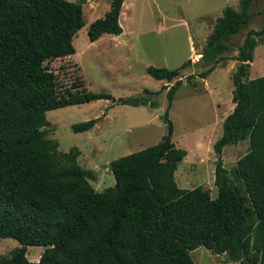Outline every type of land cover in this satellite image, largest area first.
<instances>
[{"label":"trees","instance_id":"16d2710c","mask_svg":"<svg viewBox=\"0 0 264 264\" xmlns=\"http://www.w3.org/2000/svg\"><path fill=\"white\" fill-rule=\"evenodd\" d=\"M89 0H0V238L19 246L0 264H194L190 252L203 246L226 253L237 264H264V75L249 78L254 50L264 44L263 20L249 29L236 54L225 57V39L244 28L253 0H238L215 19L200 53L210 63L206 78L219 63L235 60L232 111L222 120L213 143L216 197L201 186L181 188L175 180L187 151L173 142L169 110L176 90L188 75L165 85L166 132L144 149L113 159L115 182L97 191L78 163L80 151L58 149L46 136V111L95 100L155 106L156 92L114 98L105 92L59 85L51 60L73 54L72 40L83 25L82 4ZM124 0L87 29L90 41L102 34L120 35ZM179 68L146 67L148 75L168 82ZM99 118L74 123V132L92 129ZM247 141V152L229 171L223 164L227 145ZM28 246H42L38 261L26 257Z\"/></svg>","mask_w":264,"mask_h":264},{"label":"rangeland","instance_id":"374dc122","mask_svg":"<svg viewBox=\"0 0 264 264\" xmlns=\"http://www.w3.org/2000/svg\"><path fill=\"white\" fill-rule=\"evenodd\" d=\"M109 5L110 0L83 3L84 25L72 40L75 52L51 60L48 65L63 88L81 82L79 89L105 92L114 98L143 94L148 89L156 92L151 97L156 105H116L103 99L48 110L46 136L57 139L60 151L77 147L79 165L89 172L92 186L102 191L115 182L109 169L111 160L154 145L165 134L166 123L162 117L167 106L165 85H172L180 77L195 75L192 80L196 86L184 81L176 90L169 110L172 139L176 146L189 152L178 163L175 180L181 188L201 186L211 197H216L212 145L222 134L223 118L231 111L235 66L228 59L202 79L198 75L210 63L201 61L200 53L215 19L227 6L237 9L238 0H126L119 16L123 32L118 36L105 33L92 42L87 36L88 26L102 17ZM263 8L264 0L252 1L248 24L225 39L228 45L225 57L236 54L249 29L261 27ZM188 60L187 67L170 82L156 80L146 72L150 65L176 69ZM254 63L249 76L264 66V44L255 48ZM92 118H99L92 129L84 132L71 129L72 124ZM247 147V142H241L223 148V164L229 171L232 172ZM18 246L13 238H0V257L9 256ZM43 250L42 246H28L26 257L36 262ZM190 256L194 264H237L226 253L217 254L203 246L192 250Z\"/></svg>","mask_w":264,"mask_h":264},{"label":"crops","instance_id":"0c3cea01","mask_svg":"<svg viewBox=\"0 0 264 264\" xmlns=\"http://www.w3.org/2000/svg\"><path fill=\"white\" fill-rule=\"evenodd\" d=\"M125 2H126V0H124V2H123V4H122V7H123V5H124ZM121 11H122V9H121ZM120 14H121V13H120ZM119 23H120V22H119ZM120 25H121V24H120ZM122 30H123V29H122ZM122 32H123V31H122ZM231 63H233L234 66H235V64H236L235 60H232ZM253 64H255V63H254V58H253V61H252L251 64H250V68L252 67ZM261 75H264V66L261 67V68L258 70V73L254 74V76H249V78H255V77H258V76H261ZM213 90H215V88H213ZM211 94H212V93H211ZM211 94L209 95V96H211V97H215V96H217V95H211ZM233 106H234V104H233V102H232L231 111H232V109H233ZM231 111H230V112H231ZM230 112H229V113H230ZM229 113H228V114H229ZM223 119H224V118H223ZM221 123H222V122H221ZM173 142H174V141H173ZM241 142H247V141H241ZM241 142H238L237 144H233V146H236V145L240 144ZM247 144H248V143H247ZM177 147H178V146H177ZM180 148H181V147H180ZM185 150H186V149H185ZM222 151H224V150H222ZM188 153H189V152H187V154H188ZM187 154H186V156H187ZM186 156H185V157H186ZM185 157H184V158H185ZM184 158H183V159H184ZM183 159H182V160H183ZM223 159H224V155L222 154V160H223ZM182 160H181V161H182ZM175 171H176V170H175ZM33 258H35V257L33 256Z\"/></svg>","mask_w":264,"mask_h":264}]
</instances>
